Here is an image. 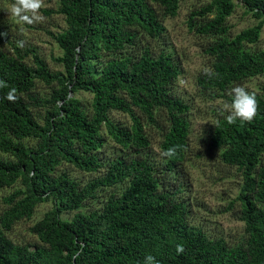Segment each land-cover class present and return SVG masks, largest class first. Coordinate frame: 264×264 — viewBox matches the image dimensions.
<instances>
[{"label": "trees", "instance_id": "trees-1", "mask_svg": "<svg viewBox=\"0 0 264 264\" xmlns=\"http://www.w3.org/2000/svg\"><path fill=\"white\" fill-rule=\"evenodd\" d=\"M47 1L57 8L45 13L67 24L50 32L62 70L36 49L18 47L9 24L0 23L8 33L0 36V79L21 97L11 103L9 89H0V192L8 190L0 203V264H143L149 253L160 264H264V92H254L253 121L228 124L222 112L196 148L191 105L174 91L183 66L163 39L164 21L178 15L181 0ZM238 2L257 23L237 34L229 24L235 0H210L189 13V30L206 41L207 68L218 74L197 76L207 99L231 102L232 87L264 75V0ZM107 145L111 156L102 154ZM171 146H178L175 157L161 155ZM194 157L239 174L238 195L224 208L243 222L239 235H214L193 222L181 197ZM74 171L97 175L82 182ZM47 202L52 207L32 223ZM25 222L29 236L15 237Z\"/></svg>", "mask_w": 264, "mask_h": 264}, {"label": "rangeland", "instance_id": "rangeland-1", "mask_svg": "<svg viewBox=\"0 0 264 264\" xmlns=\"http://www.w3.org/2000/svg\"><path fill=\"white\" fill-rule=\"evenodd\" d=\"M210 0H181L179 13L176 17L166 18L164 25L166 27L164 42H168L181 60L183 73L177 81L174 91L184 98L191 105L189 117L191 120V141L196 148L200 147V138L204 130L210 126L211 121H215L220 113H226L224 104L231 103L226 99L211 100L203 97L197 86L198 74L208 66L209 57L204 52L205 40L191 32L188 27L189 13L197 5L203 4ZM11 0H0V7L10 3ZM237 3L235 12L229 18V24L232 26V33L237 34L243 29L253 26L257 20L251 15L245 13L243 6ZM56 2L44 0V5L40 14L44 17L42 22L32 25H22L24 33L21 34V26L9 21V14L5 9L0 8V23H7L10 26V34L17 44L18 40H24L25 45L22 50L34 48L37 53L47 62L53 71L62 70L63 67L54 61V58L62 54V50L51 37L50 32H59L67 27L63 16L58 14L47 15L45 10L56 9ZM258 47L264 48V28ZM6 50L14 52L13 47L7 46ZM32 62V58H28ZM249 91L262 93L264 92V75L254 78L241 84ZM38 90L41 93L48 92L44 84L40 83ZM83 98H91L86 92H80L78 95ZM117 119L128 121V117L122 113H113ZM156 140L153 141L152 148L154 155L160 159V149ZM104 156L112 155V148L105 146L103 149ZM185 167L188 171V185L185 193L181 198L189 202L193 210V222L202 225L205 229L214 235L236 236L242 231L244 224L239 221L230 212H224V208L235 199L238 195L241 179L237 171L233 168L226 167L221 161L213 159L207 160L205 157L196 158L186 162ZM97 174H83L77 171L73 176L82 182H86ZM8 193V190L0 192V203L2 197ZM52 207V202H47L37 207L33 221L40 219L46 211ZM66 218L73 216V213L65 214ZM30 223H22L16 227L13 235L22 238L24 235L29 236L27 227Z\"/></svg>", "mask_w": 264, "mask_h": 264}, {"label": "clouds", "instance_id": "clouds-1", "mask_svg": "<svg viewBox=\"0 0 264 264\" xmlns=\"http://www.w3.org/2000/svg\"><path fill=\"white\" fill-rule=\"evenodd\" d=\"M44 5V0H11L10 3L6 4L2 9H5L9 14V21L21 26L19 31L21 34L24 33L22 25H32L35 23L42 22L44 17L40 14V10ZM0 36L7 37L8 33H0ZM25 45L24 40H18L17 46L23 48ZM204 75L209 79L217 76L211 68L203 69ZM8 88L9 90L4 96L11 103H16L21 97L18 94V90L15 87H9L7 81L0 79V89ZM229 95L232 96L231 103L224 104V110L229 114L225 117L228 124H235L237 120L241 122H251L255 119L259 111V102L256 94L249 91L243 85H236L229 91ZM61 106L58 104V107ZM213 125L218 128V121H211ZM177 147L171 146L161 153V155L172 158L177 155ZM185 251L183 244L176 245L177 254H183ZM143 264H160V261L156 259L151 253L146 254Z\"/></svg>", "mask_w": 264, "mask_h": 264}]
</instances>
